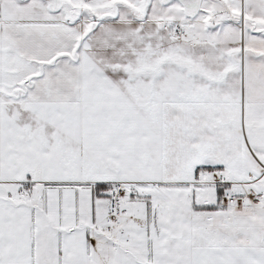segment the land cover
Masks as SVG:
<instances>
[{
	"label": "snow or ice",
	"instance_id": "snow-or-ice-1",
	"mask_svg": "<svg viewBox=\"0 0 264 264\" xmlns=\"http://www.w3.org/2000/svg\"><path fill=\"white\" fill-rule=\"evenodd\" d=\"M0 264H264V0H0Z\"/></svg>",
	"mask_w": 264,
	"mask_h": 264
}]
</instances>
